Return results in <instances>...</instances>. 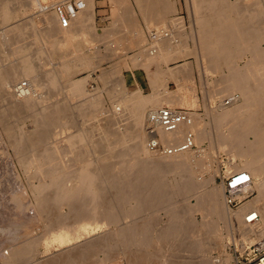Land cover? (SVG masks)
Here are the masks:
<instances>
[{"label": "bare ground", "instance_id": "6f19581e", "mask_svg": "<svg viewBox=\"0 0 264 264\" xmlns=\"http://www.w3.org/2000/svg\"><path fill=\"white\" fill-rule=\"evenodd\" d=\"M82 1L85 9L71 21L69 28H62L53 12H43L41 20L37 21L43 26L38 28L35 18L21 23L17 21L20 15H27L28 9L36 5L34 0L25 2V10H19L21 0H0V23L4 26L0 29V102L9 103L6 109L0 108V121L12 140L11 146L19 154L20 167L30 172L27 177L29 175L31 180H38V184L31 185L30 189L34 208L44 221L42 233L24 237L25 240L9 248L1 263L232 264V256L226 254L230 236L221 234L223 226L219 224L222 221L224 226L231 223L239 241L252 243L264 237V0H188V8L199 29L197 35L193 33L194 40H190L185 32L184 19L179 16L176 0H135L136 7L130 0H109L113 4V24L116 26L104 31L96 28L95 0ZM245 5L256 11L252 13L254 10L251 9L248 12L252 15L247 16L251 18L249 26L254 30L253 42L245 41L250 27L246 28L248 32L245 31V35V28L235 30L244 22L242 19L246 15L240 19V25L232 24L233 21L236 23L232 13L236 14L237 9L244 11ZM242 10L238 13L241 14ZM140 19L146 23L149 32L144 30L146 26ZM151 25L157 28L166 25L170 33L153 41L157 33L155 29H149ZM98 38L111 39L106 42L111 54L124 49L130 60L129 63L115 62L117 64L113 65L111 72L102 74L103 82L113 77L117 79L122 95L119 97L120 94L112 90L118 102L112 100L109 107L103 104L101 92L90 89L89 74L85 78L76 76L95 69L94 59L88 55L87 48ZM191 41H196L194 43L202 53L197 61L198 71H201L199 62L208 63L207 70L209 67L217 71L231 70L227 69L230 74L224 77L220 72L224 83L221 85H224L223 90L229 99L222 101L220 110L207 111L209 105H203L209 113L210 124L200 114L188 110L190 124L182 123L174 131H166L156 121L158 111L165 106L173 109H194L197 106L194 81L187 89L190 81L194 80V64L178 62L171 66L178 57L195 53L198 47L194 49L195 45L194 50L191 46L189 48ZM40 42L44 46L42 44L43 48L39 46L41 49L36 51ZM34 49L36 52L32 54ZM96 52L100 53V50ZM248 54L251 56L247 57L246 66L240 67L238 61ZM57 55L62 57H59L61 62L54 65V70L43 73L44 77L39 74L37 66H41L42 61L39 59L47 56V60L42 62L47 64L58 58ZM49 63L47 66L51 65ZM151 64L157 67L154 78L150 80L151 94L143 95L140 90L130 92L122 72L142 68L149 75ZM203 71L207 73L206 69ZM23 82L27 83V91L19 95L15 88H21ZM43 82L50 90L57 91L65 83L70 89L65 92V87V91H60L63 99L52 101L56 93L51 96L53 91L49 90V96L43 95ZM171 82L177 85L176 92L170 91ZM73 97L80 98L82 105L71 106L68 100ZM75 110L88 121L100 115L104 137L93 146L86 143L87 138L82 131L66 136L67 131L73 129ZM30 111L32 113H28ZM104 112L107 116L102 118ZM248 112H251L250 116H246ZM28 118L35 124L32 132H24L22 126L16 125ZM10 119H18V122L12 123ZM151 127L152 132L148 130ZM211 133L215 138L210 137ZM62 134H65L66 148L60 145L61 142L54 143L53 147L48 144L49 140ZM189 135H193L189 148L174 152L175 148L187 143ZM112 138L116 143L111 142ZM210 139L213 142L212 146L209 145L211 151L212 148L221 149V152L227 150L232 158L229 157L231 172L227 170L229 175L227 173L226 177L235 172L251 175V191L253 194L256 192V196L237 210H232L226 203L224 183L222 186L215 184L220 167H212V154L208 147L202 146ZM153 145L159 147H151ZM65 157L70 159L67 161ZM210 169V176H204ZM84 172L89 175L86 180L82 177ZM171 175L180 176L173 185L170 183ZM239 198L247 196L240 195ZM177 199H182L179 200L181 205H177ZM193 200L196 203L193 204ZM252 209L257 210L260 218L249 224L245 217ZM197 212L204 216L201 222L194 220ZM194 233L198 235L195 237ZM55 244L63 249L60 254L46 256L48 259L44 257V262L35 260L39 249ZM212 249L220 251L218 258L212 255Z\"/></svg>", "mask_w": 264, "mask_h": 264}, {"label": "rangeland", "instance_id": "374dc122", "mask_svg": "<svg viewBox=\"0 0 264 264\" xmlns=\"http://www.w3.org/2000/svg\"><path fill=\"white\" fill-rule=\"evenodd\" d=\"M27 1L28 0H21V3H20V5H21V8L19 9V10H25V8H26V3H27ZM47 1V2H46ZM55 1H58V0H45L44 2L42 1V2H39L38 0L36 1V0H34V3L36 4V5H34V6H32V8H29L28 9V12H30V13H28L27 12V15L26 14H22V15H20L19 17H18V22L19 23H21V21H23L24 22V20H27V19H31V18H35L34 19V21H36L35 22V24L37 23V27L38 28H41L42 26H41V24H43V23H41V24H39L38 22L41 20V17H42V15H43V13H41V12H39V10L37 9V5H38V3H41V4H43V5H47V6H49V7H51V5H52V3H55ZM62 0H60V2H61ZM131 1V3H133L134 5H135V7H136V4H135V0H130ZM177 2H178V9H179V4H180V1L179 0H176ZM186 1H188V0H186ZM230 1H232V0H230ZM236 1V0H235ZM26 2V3H25ZM25 3V4H24ZM187 7H189V4H188V2H187ZM36 6V7H35ZM112 6V7H111ZM36 9H35V8ZM34 8V9H33ZM136 9V11L138 12V8H135ZM190 8H188V10H189ZM264 9V8H263ZM30 10V11H29ZM35 10H37V11H35ZM112 11H113V4H111V2L109 1V0H95V12H96V28L99 30V31H104L106 28H108V29H110L111 27L113 28V27H115L116 25H114L113 24V14H112ZM190 11V10H189ZM262 12L264 13V11L262 10ZM139 13V12H138ZM190 13L192 14V16H193V21H191V25L189 24L188 25V23H187V25H188V27H191V26H193V27H191V28H187V25H186V22H185V18H184V14H181V9H179V16L180 17H182L183 19H184V25H185V27L187 28H185L184 27V29H185V32L188 34V38H190V40H194V39H196V38H194L193 39V33L194 34H196L197 35V31L199 30L198 28H197V26H196V24H195V17H194V15H193V13H192V11H190ZM138 16H139V14H138ZM39 18H40V20H39ZM38 21V22H37ZM140 22H142L145 26H146V28L144 29L146 32H149V30L147 29V25H146V23H144V21L142 20V19H140ZM14 23L16 24V22L14 21ZM12 24V25H15V24ZM152 26L154 27V28H152ZM165 27H166V25H164ZM163 25H159L158 27L159 28H157L156 26H154V25H151V28H149L150 30H154L155 29V31H156V33H157V37L153 40V41H155L156 39L158 40L159 38L160 39H163V38H165L164 36L165 35H167L168 33H170V31H169V29H168V27H164ZM4 26H3V23H0V29H2ZM160 28L162 29V30H160ZM195 28V29H194ZM104 29V30H103ZM158 29V30H157ZM190 30V31H189ZM162 31V32H161ZM196 31V32H195ZM189 32L191 33L190 35H192V36H190L189 35ZM160 33V34H159ZM163 33H166V34H164L163 35ZM162 34V35H161ZM161 35V36H160ZM158 36H160V37H158ZM149 37L151 38V39H153L152 37H151V34L149 35ZM148 37V38H149ZM197 37V36H196ZM101 38V37H100ZM100 38H98V40L96 39L95 41V43H94V45L92 44H90L91 46H89L88 48H87V50L89 51V53H88V55L90 56V57H92L94 60V63H95V65L93 66V68L95 67V69H90V71L88 70V71H86V72H82V73H80L79 75H76L78 78H85L88 74H89V76H90V78H91V84L89 85V87H90V89H95V90H93V91H96V92H98V93H100V96H104L103 98H102V101H103V104L104 105H106V106H112V104H113V101L115 100H117L116 102H118V99L115 97L114 98V96H115V94L113 93L114 91H115V93L118 95V94H120L119 95V97L120 96H122L121 95V93H120V88L117 86V82H116V78L114 79V77L113 78H110V79H107V81H105V82H103V80H102V74L104 73V72H111L112 71V69H113V67L117 64V63H119L120 61H126V62H128L129 63V61H128V59H129V56H128V54H125V52H124V49H122V50H118V51H116V52H114V54L112 53L111 54V51L108 49V48H106V46H107V44H106V42H108V41H111V39H104V40H101ZM151 39H149L148 40V42H152V40ZM159 39V40H160ZM0 41H1V38H0ZM101 41V43H99ZM103 41H104V43H103ZM147 42V43H148ZM150 42V43H151ZM193 42V45L196 47H194V49H197V47H198V51L197 50H194L193 49V47L191 48V49H193L194 51H195V53H193V54H191V55H184V57L183 56H180V57H178L177 58V60H176V62L174 61L173 63H171V66H174V65H176L175 63H180V64H183V63H185V62H188V63H192V64H194V66H195V71H194V80H191L190 81V84H188V82H187V89L190 87V86H192L193 85V81H194V83H195V88H196V90H197V94H198V97H197V106L194 108V109H192V108H183V107H179V108H182V109H187V110H192V111H194V113H198V114H200L201 115V118H204V120H205V122L207 123V124H210V121H211V119L209 118V113L208 112H206L205 110V106H203V105H206V106H208V107H210V108H207V111H208V109H214V110H216V109H218V110H220L221 109V107L220 106H222L221 105V103H222V101H224V99L225 100H228L229 99V97H228V94H227V96H226V92H224V85H221L223 82H222V78L224 77V76H226V75H228V74H230V72H231V70L229 69V68H224V70H222V71H220V70H210V68L211 67H209V70H207L208 69V63H205V62H199V63H201L200 64V68H199V70L201 69V71H203L204 69H206V72L207 73H204L205 71H203V72H201V71H198V66H199V64L197 63V61H198V58H201L202 57V53H201V51H200V47L198 46V44H195L196 43V41H192ZM195 42V43H194ZM97 43V44H96ZM99 43V44H98ZM21 44H22V42H21ZM20 44V45H21ZM42 44H43V46H44V43L43 42H40V43H38L36 46H40L41 48H43V46H42ZM144 45H145V43H144ZM147 45V44H146ZM189 45V48H190V44H188ZM35 46V47H36ZM38 47H36L35 49H36V51H37V49H41L40 47L38 48ZM264 47V44L262 45V48ZM32 48H34V47H32ZM91 48V49H90ZM103 48H104V50H103ZM134 48H136V45H135V47ZM35 49H34V51H32L31 50V52H32V54L34 53V52H36L35 51ZM69 49V48H68ZM93 49H95V50H93ZM99 51L100 50V53L98 52H96V51ZM102 51V52H101ZM107 51H109V54L110 55H112V56H109L108 55V52ZM65 52V51H64ZM94 52V53H93ZM104 52V53H103ZM44 53H46V51L44 52ZM43 53V54H44ZM197 53H199V54H197ZM100 54V55H99ZM133 54V53H132ZM45 55H47V54H45ZM45 55H43L44 57H45ZM65 54H63V56H64ZM73 55V54H72ZM71 54H70V56H72ZM115 55V56H114ZM131 55V54H130ZM42 56V58H40L39 60L41 61V59H42V61H41V66L39 65V64H37V65H39V66H37V70L39 71V74H42L43 75V77H44V74L43 73H47V71L48 72H51V71H53L54 70V68L56 67V66H54V65H56V64H58V63H60L61 62V59L59 58V57H62V55H57L58 56V58H53V60H51L50 62L51 63H49V61H48V63L49 64H51L50 66H47V61H46V63L47 64H45V62L44 63H42L43 62V59H44V57ZM48 56V55H47ZM46 56V60H47V57ZM104 56V57H103ZM192 56H195V57H192ZM199 56V57H198ZM35 57V56H34ZM100 58V59H99ZM108 58V59H107ZM188 58H192V59H190L189 61L187 60ZM35 59H36V57H35ZM45 59H44V61H45ZM60 59V60H59ZM99 59V60H98ZM126 59V60H125ZM181 60V61H180ZM38 60L36 59V62H37ZM59 61V62H58ZM39 62V61H38ZM54 62V63H53ZM56 62V63H55ZM115 62H117V63H115ZM247 62V61H246ZM40 63V62H39ZM53 63V64H52ZM96 64H98V66L96 65ZM207 64V65H206ZM238 64H239V66L240 67H243V66H246V64H245V60L243 59V60H240V61H238ZM243 64V65H242ZM45 66V67H43V66ZM114 65V66H113ZM198 65V66H197ZM207 67H206V66ZM153 66H155L156 67V64H151V69H150V74L149 75H146V77L149 79V80H152L153 78H154V73H155V71H156V69L153 71L152 70V67ZM45 71H43L42 69ZM157 68V67H156ZM49 69L51 70V71H49ZM137 69H142V68H137ZM137 69H135L134 71H136ZM196 69H197V71H196ZM227 69H229L230 70V72H229V70L227 71ZM36 70V71H37ZM42 72H41V71ZM143 70V69H142ZM123 71V70H122ZM145 71V70H144ZM209 71H211V72H209ZM131 72H132V68L131 69H126V70H124L122 73V75H123V77L127 80L126 81V88L130 91V92H132V91H135V90H140L141 92H142V94L143 95H149V94H151V92H152V90H151V92H150V90L147 88L146 90H145V93L141 90V89H139L136 85H135V83L133 82L132 84L129 82V81H131ZM152 72V73H151ZM223 74V77H222V74ZM229 72V73H228ZM145 73L147 74V72L145 71ZM214 73V74H213ZM221 74V76H220V74ZM101 75V76H100ZM141 75H143L142 73H140L139 72V77H140V81H145L146 79L144 78V77H142ZM144 76H145V74H144ZM220 76V77H219ZM44 79V78H43ZM132 79H134V77H132ZM213 80V81H212ZM135 81H136V79H135ZM203 82V83H200V82ZM217 83H216V82ZM113 82V83H112ZM216 85H215V84ZM44 84V85H43ZM43 88H42V92H46V90H47V93H43V95H46V94H48V91L50 90V88H48V87H46L45 86V84L46 83H44L43 82ZM112 84V85H111ZM114 84V85H113ZM212 84V85H211ZM224 84V83H223ZM65 85H66V83H65ZM64 84L63 85H61V86H63V87H61L60 86V88L61 89H59V88H57V91H59V93L57 92V91H55L56 89H51L50 91L52 92V93H50V95L51 96H54L55 95V93H56V95L55 96H57V97H52V101H57V100H61V97L63 96V94H62V96H61V90H64L65 91V87L67 88L66 89V91L65 92H69V87H67V86H65ZM111 85V86H110ZM144 85H145V82H144ZM210 85H211V87H210ZM215 85V86H214ZM184 86H186V85H184ZM218 86H220V87H218ZM105 87H106V89H105ZM110 87V88H109ZM113 87H116L117 89H119V90H117L116 88H113ZM210 87V88H209ZM216 87V88H215ZM99 88V89H98ZM214 89V91H216V93L214 92V91H212L213 89ZM222 88V90H221V92H220V89ZM59 89V90H58ZM111 89V91L112 90H114V91H112V93H110L111 91H109ZM169 89H170V91H173V92H176L177 91V85L175 84V83H173V82H171L170 84H169ZM185 89V91L187 90L186 88H184ZM212 89V90H211ZM219 89V90H218ZM45 90V91H44ZM100 90H102V91H100ZM105 90H106V92H105ZM117 90V91H116ZM204 90V91H203ZM61 91V92H60ZM203 91V92H202ZM213 93H212V92ZM119 92V93H118ZM187 93H188V91H187ZM204 93L207 95V94H209L210 95V97L212 98V97H214L213 99L215 100L214 101V104H213V99H212V101H211V98H208L209 97V95H204ZM58 94H59V96H58ZM218 94H223V95H219L218 96ZM224 94H225V96H224ZM46 96H49V94L48 95H46ZM112 96V97H111ZM220 96H222V97H220ZM206 97H207V99L208 100H206ZM57 98V99H56ZM62 99H63V97H62ZM78 99V101H75V100H77ZM113 100V101H112ZM69 103L71 104V106H78V104L79 105H82V100H81V102L82 103H80V98H75V97H73V98H70L69 100ZM114 101V102H115ZM207 101H208V103H207ZM211 101V102H210ZM2 102V103H1ZM1 102H0V108H2L3 109V107H4V109H6L7 107H8V102L7 101H2L1 100ZM115 102V103H116ZM8 103V104H7ZM206 103V104H205ZM7 104V105H6ZM76 104V105H75ZM165 107H169V106H165ZM163 108V107H162ZM159 109H161V108H158V110ZM230 109L232 110L233 109V107H230ZM35 111V110H34ZM33 111V113H35V112H37L38 110H36L35 112ZM28 113H32V111H30V112H28ZM26 115V114H25ZM99 115V114H98ZM103 115V116H102ZM206 115V116H205ZM250 116L251 115V112H248V113H246V116ZM74 120H73V124H72V126H73V129H71L70 131H67L65 134H66V136H68V135H70L72 132H76V133H78L79 131H82V133L84 132V134H85V136H84V138H87V139H85V141H86V143H88V144H92V146H93V144H94V142H97V141H99L98 139L99 138H101V137H104V134H103V131H102V129L100 128V127H102L103 125H100V123H101V118H99L100 117V115L99 116H96L95 118L96 119H93V120H90V121H88V119H86V118H83V117H81V115L75 110L74 111ZM105 116H107V114H105V112H104V114L102 113L101 114V117L102 118H105ZM97 117H98V119H97ZM210 119V120H209ZM11 121L10 122H12V123H17L18 122V119L16 120V119H10ZM103 120V119H102ZM14 121V122H13ZM92 121V122H91ZM91 122V123H90ZM98 122V123H97ZM103 122V121H102ZM96 124V125H95ZM16 125H19V127H21L22 126V128H23V131L24 132H32V131H34L35 130V124L33 123V121H32V119H30V118H28V119H23V121L22 120H20V122H18V124H16ZM99 125V126H98ZM117 127V125L116 126H114V128H116ZM119 127V126H118ZM93 128V129H92ZM209 128H212L211 127V125H209ZM118 129V128H117ZM59 131V130H58ZM89 131H90V133L91 134H88L89 133ZM146 132H148L147 131V129H146ZM70 133V134H69ZM81 133V134H82ZM65 134H62V135H59L60 137H58V136H55L54 138H52L51 140H49L48 141V144L50 143L51 144V147H53V144L55 143L56 144V142L57 143H60V145L62 146V147H64V148H66L67 147V144L64 142V139H65ZM64 135V136H63ZM88 135H89V137H88ZM212 135V136H211ZM98 137V138H97ZM210 137H212V138H215V134L214 133H211L210 134ZM58 139H59V142H58ZM102 139V138H101ZM100 139V140H101ZM57 140V141H56ZM62 140H63V142H62ZM88 140V141H87ZM93 142H92V141ZM146 140H148L149 141V139H146ZM11 141V142H10ZM147 141V142H148ZM111 142H115V139H113L112 138V140H111ZM211 139L210 140H207L204 144L206 145V147H205V145L203 144L202 146H203V148H209V153H211L212 154V156L210 157V163H211V161L213 160L214 162V165H212V167L213 168H215L216 166L218 167H220V168H218V171H219V173H218V175L216 176V178H215V184L217 185V186H222L223 185V183H224V186H225V180H226V176L227 175H229V173L231 172L230 171V159H232L231 158V156L229 155V151H227V150H222V151H224V152H226V154H224V152H221V149L219 150V149H213L212 148V151H214V150H216V151H214L213 153H212V151L210 150L211 148H210V146H212L213 145V142H212V145H211ZM116 143V142H115ZM11 145H13L12 144V140L8 137V135L5 133V130H4V128H3V124H1V121H0V153L2 154V155H5V158H6V160H7V162H6V160L4 159V157L3 158H0V264H2L1 262V260H2V258H3V256H4V254H5V251H9V248H11V247H13L14 245H16L17 243H19V242H22L23 240H25V238H28V236L31 234V235H37V234H40V232L42 233L43 231H44V224H43V218L41 219L39 216H38V214H37V212H36V210H35V208H34V203H33V201H34V196H33V194H32V190L30 189L31 187V185H33V184H35V185H37L38 184V180L36 179V180H31L30 178L31 177H29V175H30V172L29 171H27L26 169L24 170L23 169V167H20V165H19V163H18V158H19V154H18V152L16 151V149L14 148V146H11ZM210 145V146H209ZM195 148H197L198 146H194ZM207 148V149H208ZM200 149V148H199ZM199 149H197V150H199ZM66 150V149H65ZM218 150V151H217ZM95 151V152H94ZM93 152L95 153V155H97L98 154V152L97 151H100L101 153L103 152V150L101 149V150H94ZM26 152H32V151H30V150H27ZM69 152V151H68ZM216 152V153H215ZM215 153V155H217V156H215V155H213ZM104 154V153H103ZM228 154V155H227ZM68 156H70V155H68ZM215 157V158H214ZM229 157H230V159H229ZM214 158V159H213ZM64 159H66L67 161L70 159L69 157H65ZM96 159V158H95ZM216 160V161H215ZM219 160V161H218ZM213 163H211V164H213ZM217 163V164H216ZM77 167H79V166H77ZM227 170H229L228 172H227ZM209 171L211 172V169L210 170H208V171H206L203 175L204 176H207V177H209L210 176V173H209ZM228 173V174H227ZM27 174H29L28 175V177H27ZM208 174V175H207ZM227 174V175H226ZM89 175L87 174V172H84L83 174H82V177L86 180V179H88L89 177H88ZM177 176H179V175H171L169 178H170V180H171V184L173 185V184H175L177 181H178V177ZM88 177V178H87ZM180 177V176H179ZM169 178H168V180H169ZM222 181H221V180ZM177 180V181H176ZM32 182V183H31ZM31 183V184H30ZM166 183V182H165ZM225 193V192H224ZM256 196V193L254 194V196L253 197H249V198H247L246 199V201L244 202V203H246V202H248L249 200H251L252 198H254ZM180 199H177L176 200V202H178ZM180 201H182V199L180 200ZM179 201V203H177V205H181L182 204V202H180ZM193 202V204L194 203H196L194 200L192 201ZM30 204V205H29ZM243 205V204H242ZM24 206V207H23ZM23 209V210H22ZM232 210H234V209H232ZM201 213L200 212H197L195 215H194V217H196V218H194V220L195 221H197V222H201L202 220H203V218H204V216H203V214L202 215H200ZM201 217H203V218H201ZM37 218V219H36ZM42 221H41V220ZM201 219V220H200ZM37 220H40V221H37ZM166 220V218H164V221ZM42 223V224H41ZM229 224H228V226H224V225H222L223 224V221L219 224L220 225V227H222L223 226V228H221L222 229V232H221V234H223L224 236L225 235H229L230 236V243H229V245H228V248H227V252H226V254H229V255H231L232 256V264H234L233 262H234V256L232 255V253L230 252V250H229V246H230V244L231 243H234L236 240V243H238V241L240 240V238H239V236H238V233H236V232H233V229H232V226H231V223L230 222H228ZM39 224V225H38ZM36 225H37V227H36ZM41 225V226H40ZM34 226V227H33ZM230 226V227H229ZM40 227V228H39ZM225 227H227V229L225 228ZM38 228V229H37ZM231 228V229H230ZM32 229V230H31ZM226 229V230H225ZM35 230V231H34ZM38 230V232H36ZM230 234H229V233ZM196 235H198V233H194V236L196 237ZM25 237V238H24ZM234 237H235V239H234ZM239 239V240H238ZM43 248V249H42ZM41 249H39V253L38 254H36V257H35V260L39 263L40 262V260L42 261V262H44V259H48V257H46V256H57L58 254H60V252L63 250L61 247H58V245L57 244H55V245H53L52 247H50V248H46V249H44V247H42ZM218 250V249H217ZM215 251V249L213 250L212 249V255L213 256H216V258H218L219 256H220V251L218 250V251ZM1 253H3V255L1 256ZM53 254V255H52ZM44 257H46V258H44ZM41 258V259H40ZM39 260V261H38ZM45 262H46V260H45Z\"/></svg>", "mask_w": 264, "mask_h": 264}, {"label": "built area", "instance_id": "2783aa9c", "mask_svg": "<svg viewBox=\"0 0 264 264\" xmlns=\"http://www.w3.org/2000/svg\"><path fill=\"white\" fill-rule=\"evenodd\" d=\"M37 9L39 12L50 13L53 12L59 18L62 28H69L71 21L85 9V3L82 0H60L52 3V6L43 5L38 3ZM27 83L23 82L21 88L17 86L15 92L17 94L27 91ZM20 95V94H19ZM190 111L184 109H173L166 107L158 111L156 115V121L166 131H174L182 123H191ZM155 120V117L153 118ZM150 132L153 128L148 129ZM193 135H189L187 143L174 149V152L188 149L191 145ZM151 147L157 148L159 145H153ZM1 151V150H0ZM172 152L171 150L169 151ZM6 160L5 155L0 153V158ZM7 162V160H6ZM221 180V179H220ZM222 181V180H221ZM252 178L248 172H235L231 174L225 180V195L226 203L229 208L237 210L249 197H253L252 190ZM240 195H246L247 198L240 199ZM260 218L257 210H250L245 220L249 224L257 222ZM229 250L234 256V264H264V237L254 242L239 241L238 243H231ZM7 254V251H5Z\"/></svg>", "mask_w": 264, "mask_h": 264}, {"label": "crops", "instance_id": "0c3cea01", "mask_svg": "<svg viewBox=\"0 0 264 264\" xmlns=\"http://www.w3.org/2000/svg\"><path fill=\"white\" fill-rule=\"evenodd\" d=\"M179 1H180L179 9H181V14H184V18H185L186 25H187V23H188V25H189V24L191 25V21H192L193 16H192V14L190 13V11L188 10V7H187V1H186V0H179ZM233 1L235 2V0H232V2H233ZM245 6H246V5H245ZM236 7H237V6H236ZM239 7H240V6H239ZM246 7H247V6H246ZM246 7H245V10H244V11L242 10V9L244 8V5H243V7H241L242 9L240 8V9L243 11V12H241V14H243V15H241L240 13H238L239 9L236 10V11H237V13H236L237 15L232 13V12H234V10H233L232 12L228 11V13H230V14L232 13V19L234 18L233 20H236V23L233 21L234 23L232 22V24H235L236 26H237V25H240V21H241L240 19H242V18L246 15L245 18L242 19V20H244V22L242 21V24L240 25L241 27L239 26V27H236V28H235L234 25H232V27L235 28V30H238L237 28H240V30H241V29L243 30L244 28L246 29V28L250 27V28H248V31H249V34H250V35L247 34L246 36H247V37L249 36V38H250V37H251V38H250V39L248 38L249 40L247 39L246 36H245L246 39H245L244 37H243V38L245 39V41H252V40H253V33H254L253 31H254V30L251 29V25L249 26L251 20L249 21V18H250V17H247V16H251V15H252L251 13L249 14V12H248V11H250L251 9H252V11L254 10V12H252V13H255L256 11H255V8H253V7H249V6H248L247 8H246ZM232 8H235V7H232ZM248 8H250V9H248ZM241 10H240V11H241ZM236 11H235V12H236ZM240 11H239V12H240ZM244 13H245V14H244ZM246 13H248V14H246ZM239 15H240V16H239ZM95 16H96V12H95ZM250 19H251V18H250ZM245 20H246V21H245ZM248 21H249V22H248ZM237 22H238V23H237ZM246 22H247V23H246ZM188 25H187V28H190V27H188ZM242 27H243V28H242ZM233 28H232V31H235ZM240 30H239V31H240ZM189 31H190V30H189ZM245 31H247V29L243 31V34L245 33ZM248 31H247V32H248ZM247 32H246V33H247ZM252 32H253V33H252ZM233 33H234V32H233ZM234 34H236V31H235ZM244 35H245V34H244ZM234 38H235V37H234ZM244 39H243V40H244ZM251 39H252V40H251ZM252 42H253V41H252ZM189 43H190V46H192V47L194 46L192 41L189 42ZM250 56H251V55L248 54V55L244 58L245 62L248 61V58H250ZM247 57H248V58H247ZM190 59H192V58H188L187 60L189 61ZM190 61H191V60H190ZM242 65H243V64H242ZM155 68H156V67L153 66V67H152V70L154 71ZM139 72L143 74V75H141L142 77H144L145 79L147 78V77H146L147 74L145 73L144 70H142V69H137L136 71L132 70V72H131V75H132V76H131V81H129V82H130L131 84L134 82L135 85H136L138 88L140 87L139 89H141L144 93H145V90H146L147 88H148V89L150 90V92H151L150 80L147 78L145 81H140ZM144 74H145V76H144ZM228 75H229V74H228ZM132 77H134V79H132ZM135 79H136V81H135ZM126 81H127V80H126ZM144 82H145V85H144ZM181 109H182V108H181Z\"/></svg>", "mask_w": 264, "mask_h": 264}]
</instances>
